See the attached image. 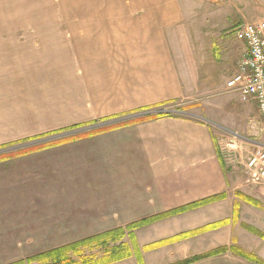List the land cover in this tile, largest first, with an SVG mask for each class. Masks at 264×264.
Wrapping results in <instances>:
<instances>
[{"label":"crops","instance_id":"1","mask_svg":"<svg viewBox=\"0 0 264 264\" xmlns=\"http://www.w3.org/2000/svg\"><path fill=\"white\" fill-rule=\"evenodd\" d=\"M79 1L92 8L69 12L76 19L69 25L0 31V150L165 105L194 104L216 84L214 52L208 69L198 70L183 63L188 54L173 43L187 32L182 28L191 15L180 0ZM244 50L234 57L227 84ZM212 127L195 118L144 119L1 159L0 259L20 256L17 243H26V257H36L61 242L83 241L213 197L223 196L206 207L216 218L201 209L155 223L140 231L139 247L228 218L242 202L229 152ZM28 243L51 245L36 255ZM223 244L231 242L225 237ZM176 248L178 254L145 252L144 263L184 261L187 246ZM211 249L203 254L216 245ZM195 264L246 263L226 254Z\"/></svg>","mask_w":264,"mask_h":264},{"label":"rangeland","instance_id":"2","mask_svg":"<svg viewBox=\"0 0 264 264\" xmlns=\"http://www.w3.org/2000/svg\"><path fill=\"white\" fill-rule=\"evenodd\" d=\"M180 1L184 9L188 12V14L190 12L191 15H189V22L182 28V30H187V32H179L173 43H176L180 47L181 54H188V59L182 57L183 63L185 65L189 64L192 67L194 66L195 68L199 67L198 70L203 66L208 69L207 61L211 60V55H213L214 52L216 67L213 74L216 84L212 86V89L205 92L203 100L198 98L194 104H170L140 112L174 110L178 111L179 114L172 115L187 119L195 118V120L213 125L212 128L217 136V139L222 147L226 148L227 153L229 152L230 156H227V160L233 167L229 169V172H231L230 174L234 177V182L237 186V199L242 203L235 206L233 209L234 211L232 210V215L228 218L210 222H216L214 223L216 224V227L213 226L214 224H204L193 228L189 227V231H186L187 233L192 232V236L178 239L177 241H167L173 237L186 234L181 233L178 235H172L166 239H158L159 241L156 240V242L154 241L155 243L152 242L155 244V247L150 249H146L147 246L145 248H140L138 245L137 237L141 236V230L146 231L144 228L151 227L155 223L171 220L201 209L200 213L205 212L208 214L206 216L216 218L215 213L207 209L209 208L208 206L216 203V197L210 198L214 200L207 202L205 201L209 199L198 201L191 204L193 205L192 207H190L191 205H188L169 211L167 214L157 218L155 221L142 227H137L131 232L127 231L131 225L110 230L114 231L117 229H125L126 235L122 241L115 243L110 241L108 243L109 248L126 244L131 251L130 255H132L129 258L111 264H129L130 261L133 264H138L136 250H140L141 254L146 252L156 255L160 252L165 255L164 252H161L163 250H167L169 252L174 251L178 254L180 248L177 249L176 247L183 244L186 245L188 249H184L182 251L181 256H184V261L188 259L191 260L197 255L201 256L204 252L212 250L211 248H214V245H216V250L213 251L225 249L221 255L230 254L235 258L242 259V261L246 264H253L251 261L237 256L232 251V247H240L246 253L254 254L264 260V237L254 234L250 230L251 228L264 233V194L262 191L264 182L253 184L245 170L248 159L260 146H264V121L260 117L256 104L254 102H244L238 92L232 91L227 87V81L234 69V57L244 47V44L235 37L236 30H238L242 25L255 23L264 19V0ZM85 8H92V4L79 0H0V31H4L3 29L6 27L69 25L71 21L74 22L76 20L75 18L69 17V12ZM235 22H237L236 25H234ZM229 26L233 27L225 31ZM1 35L2 34L0 33V36ZM193 105H198L199 107L197 106L198 108L193 109ZM137 113L139 114V112ZM137 113L136 115H138ZM133 116L130 115V117ZM123 119L125 118L123 117ZM133 120L136 119L131 118L124 122ZM111 123L112 121L102 122L96 125L94 124L86 127V130L93 131L114 125ZM90 128L91 130H88ZM34 142L35 141L26 142L23 144ZM35 144L38 145V142ZM33 146L35 147V145ZM34 147H30L29 150L34 149ZM18 150L13 149L11 152L0 150L3 152L0 153V158L4 157V155H12ZM245 197L253 199L257 205L247 203ZM183 226L184 228H188L185 224ZM130 233H133L131 235L134 240L136 239L137 245L131 240V235H129ZM143 236L147 238V235ZM225 237L230 240L231 244H223V239ZM161 241L167 242L156 246V243ZM152 243L150 244L153 245ZM17 244L22 250L20 252V256H23V258L18 255L3 257L0 259V264H45V262L49 261L48 258H43L37 262H27L34 257L28 258L25 256L26 243ZM28 244L30 247L29 252L34 251L36 255H38L39 252H45L50 249L51 245V243H44L45 245L40 248V243ZM60 244V247H66L73 243L61 242ZM104 249L105 248L102 246H95L94 244H91L86 247H79V254L70 252L69 256L72 261L82 264L83 260L89 261L91 259V261H96L105 257V253L103 251ZM209 253L211 252L203 255ZM168 255L169 254L167 253V257ZM179 256L180 255H176V260L179 259ZM169 257L170 259L174 258L171 256ZM213 257H216V255L209 256L205 259ZM50 262L51 261H49V263ZM178 263L180 262H174L173 264ZM195 263L197 262L191 264Z\"/></svg>","mask_w":264,"mask_h":264},{"label":"trees","instance_id":"3","mask_svg":"<svg viewBox=\"0 0 264 264\" xmlns=\"http://www.w3.org/2000/svg\"><path fill=\"white\" fill-rule=\"evenodd\" d=\"M166 116H168V117H172V116L176 117L174 115H166ZM161 117H165V115L147 116V117L139 118V119H136V120H133V121H129V122L117 123V124H114L112 126L105 127V128L96 129V130H93V131H87L88 133L84 132V133H80V134H76V135L65 136V137H62L60 139H56L54 141H51V142H48V143H45V144L36 145L35 147L32 146V147H34V149H30L29 150L30 147H28V148H25V149L18 150L17 152H15L12 155H10V154L7 155V156L4 155V157L0 158V160L1 159L2 160H4V159L6 160V159H9V158H11L13 156H17V155H21V154H24V153H28V152L34 151V150H36L38 148H43V147H47V146H51V145H57V144H60V143H65V142H68V141H72V140L77 139V138H81L83 136L94 135V134H97L99 132H103V131H106V130H109V129H115V128L123 127V126H126L128 124L134 123L136 121H140V120H144V119L145 120H150V119L161 118ZM62 134H67V133L63 132V133H60V134H57V135H53L51 137H58V136H61ZM30 142H32V141H30ZM219 198H221V197H216V200L219 199ZM211 200H214V199H209V200H206L205 202L211 201ZM245 200H246L247 203H250L252 205H257L255 203V201L253 199L249 198V197H245ZM192 206L193 205H191L190 207H192ZM164 215L165 214H162V215L155 216V217H152V218H149V219L142 220V221H140L138 223H135V224L131 225L128 228L127 231L128 232L134 231L135 228H137V227L139 228V227H142L144 225H147V224L155 221L157 218H159L161 216H164ZM213 226L216 227V224H214ZM250 230L252 231V233L264 237V233H261L260 231H257L255 229H251V228H250ZM191 233H186L184 235H179V236L173 237V238H171L170 240H167V241H177L178 239H183V238H186V237H190V236H192ZM131 234H133V233H130L129 235H131ZM125 235H126V230L125 229H117V230H114V231L105 232L103 234H99L97 236L88 238L86 240H83V241H80V242H77V243H73V244H71L69 246L60 247V248L54 249L52 251H49V252H47L45 254L38 255L37 257H34L33 259L28 260L27 262L32 263V262H37V261H39L40 259H43V258H48L49 261H51V262L49 263V261H47V262H45V264H79V263H76V262L72 261V259L69 256V253L72 252L74 254H79L80 253V251H78L79 247H86L87 245L94 244L95 246L98 245V246H102V247L105 248L103 250L104 253H105V257H102V259H99V260H96V261H93V260L91 261V259L89 261L88 260H85V261L83 260L82 264H111V263H114V262H117V261H121V260H124V259L129 258V257L132 256V255H130L131 251H130L129 247L126 244H122V245H120L118 247H114V248H109V246H108V243L110 241H112L113 243L118 242V241H122V239L125 238ZM130 238L137 245L136 239L134 240L132 235L130 236ZM167 241L158 242V243H156V246H158L161 243L167 242ZM153 247H155V244L148 246L146 249H150V248H153ZM136 251H137L136 257H137L138 264H144V259H143V256H142L140 250H136ZM224 251H225V249H223V250L220 249V250L213 251V252H211L209 254H206V255L197 256V257H195V258H193L191 260L188 259L186 261H182V262H180L178 264H191V263H194V262L201 261V260H203V259H205V258H207L209 256L221 255V253L224 252ZM232 251L237 256H239L241 258H244V259H246L248 261H251L253 264H264V260H262L261 258H259L258 256L254 255V254L246 253L240 247L233 246L232 247Z\"/></svg>","mask_w":264,"mask_h":264},{"label":"built area","instance_id":"4","mask_svg":"<svg viewBox=\"0 0 264 264\" xmlns=\"http://www.w3.org/2000/svg\"><path fill=\"white\" fill-rule=\"evenodd\" d=\"M235 37L245 45V50L238 61L237 72L228 82L227 87L232 91L238 92L244 102H254L257 105L260 117L264 121V20L242 25L236 30ZM145 113H151V115H146L145 117L179 114L178 111L174 110L146 111L139 114ZM86 129L62 134L45 141L23 144L19 146L20 148L14 150L36 146V142L41 145L65 136L84 133L87 131ZM88 130H91V128ZM12 150L10 148L2 151L11 152ZM0 153L3 152L0 151ZM245 170L253 184L264 182V146H260L248 159Z\"/></svg>","mask_w":264,"mask_h":264},{"label":"water","instance_id":"5","mask_svg":"<svg viewBox=\"0 0 264 264\" xmlns=\"http://www.w3.org/2000/svg\"><path fill=\"white\" fill-rule=\"evenodd\" d=\"M146 115H151V113L134 115L133 117H130V118L128 117V118H125V119H119V120L113 121L112 123H120V122L127 121L128 119H131V118L137 119V118L145 117ZM16 148H20V147H14L12 149H16Z\"/></svg>","mask_w":264,"mask_h":264}]
</instances>
